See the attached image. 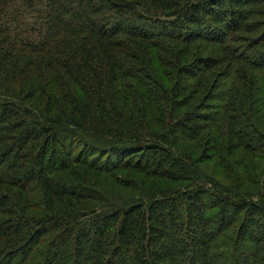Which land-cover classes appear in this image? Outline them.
Instances as JSON below:
<instances>
[{
    "label": "trees",
    "instance_id": "obj_1",
    "mask_svg": "<svg viewBox=\"0 0 264 264\" xmlns=\"http://www.w3.org/2000/svg\"><path fill=\"white\" fill-rule=\"evenodd\" d=\"M0 264H264V0H0Z\"/></svg>",
    "mask_w": 264,
    "mask_h": 264
},
{
    "label": "rangeland",
    "instance_id": "obj_2",
    "mask_svg": "<svg viewBox=\"0 0 264 264\" xmlns=\"http://www.w3.org/2000/svg\"><path fill=\"white\" fill-rule=\"evenodd\" d=\"M205 169L210 175L215 176V178L220 179L221 181H224L226 185H230L231 182L227 180L228 176H225L223 169H221L215 162L205 166Z\"/></svg>",
    "mask_w": 264,
    "mask_h": 264
}]
</instances>
